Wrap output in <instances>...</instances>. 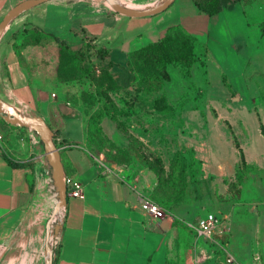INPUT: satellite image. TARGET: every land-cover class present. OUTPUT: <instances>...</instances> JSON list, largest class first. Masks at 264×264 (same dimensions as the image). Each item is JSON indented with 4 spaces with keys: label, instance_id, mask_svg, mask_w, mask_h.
Returning a JSON list of instances; mask_svg holds the SVG:
<instances>
[{
    "label": "rangeland",
    "instance_id": "1",
    "mask_svg": "<svg viewBox=\"0 0 264 264\" xmlns=\"http://www.w3.org/2000/svg\"><path fill=\"white\" fill-rule=\"evenodd\" d=\"M71 1L77 3L78 8L93 7L102 13L115 14L107 0ZM162 1L135 0L130 3L140 8L157 6ZM169 9L173 12V8ZM233 11L228 16L236 27L235 34L238 33L239 39L245 42H240L239 50L249 62L248 70L264 75V36L260 38L264 25V0H238ZM77 32V42L68 49L72 52L83 50L81 61L74 65L64 51L61 69L55 67L56 63L53 66L46 62L49 67H34L33 72L37 70L42 80H52L49 90L55 91L79 111L89 131L88 150L106 167L118 173L126 171L136 175L149 164L157 169L156 158L162 160L168 178L160 187L150 191L149 199L161 208V212L169 208L177 216L174 221L176 264L184 261L187 251H192L194 264H227V255L234 259L232 264H264V137L259 128L264 124L253 116L259 115L255 111L262 107L261 101L252 104L251 99H223L234 90L232 80L216 65L214 57L208 56L205 66L194 69L197 78L193 77L192 81H198V84L193 99L183 100V95L174 100L173 105L169 100L165 105L155 96L142 97L139 94L142 102L136 105L129 100L136 92L159 90L162 86V91L176 92L186 64L191 61V50L197 45L177 31L169 35L157 51L135 50L129 57L128 70L139 82L129 87V84L121 83L119 73H113L100 63L94 49L96 45L92 44L93 40L85 30L78 28ZM199 50L203 55V47ZM164 58L178 61L174 71L170 70L174 84L165 89L163 83L161 85ZM3 88L0 84L1 100L11 102L3 98ZM185 103L191 109L201 111L199 122L190 117L178 119L173 116L174 120L166 124L165 116L152 109L154 105L162 109L166 106V110L168 107L179 109ZM125 109L127 111L123 112ZM247 112L252 113L251 119ZM116 122L128 134L118 128ZM13 129L0 117V144L12 154L30 156L28 162L33 169L47 172L44 151L35 148L38 141L42 145L38 136L30 130H21V127H16L19 131ZM140 136L145 137L144 140H140ZM134 137L144 145L137 144ZM189 137L200 142L199 153L203 160L199 161L194 152L182 149L189 146ZM234 138L245 155L249 166L246 169L240 166ZM46 181L45 188L42 185L33 188L34 197L19 226L9 241L0 247V264L11 260L8 263L12 264L16 259L17 264H47L54 251L63 212L54 213L56 191L49 175ZM254 208L257 213H251ZM208 213L221 218L224 232L221 237L205 239L187 227V223L195 224Z\"/></svg>",
    "mask_w": 264,
    "mask_h": 264
},
{
    "label": "crops",
    "instance_id": "2",
    "mask_svg": "<svg viewBox=\"0 0 264 264\" xmlns=\"http://www.w3.org/2000/svg\"><path fill=\"white\" fill-rule=\"evenodd\" d=\"M24 1L28 0H0V23L11 9ZM235 3L216 15L208 16L197 9L194 0H175L169 7L173 12L168 8L146 18L123 19L116 13H102L93 7L78 8L77 3L71 0H50L21 13L8 23L0 37L3 98L11 100L7 103L20 114L40 117L46 122L57 138L55 143L64 177L81 189L80 197L67 200L52 264H176V228L171 215L161 210L154 214L142 207L151 202L150 191L157 186L155 174L148 168L136 175L126 171L118 173L96 159L88 150L87 125L79 111L55 91L49 90L52 80L39 78V72H33L34 67H49L46 64L49 62L53 66L56 63L55 67L59 68L60 43L63 41L68 47L75 44L79 28L85 30L97 49L109 51L110 70L121 73L128 71L132 52L145 45L159 43L169 28L178 26L196 42L193 50L195 61L190 68H185L176 92L159 90L148 96L163 98L166 103L169 100L172 105L183 95L182 99H193L198 84V81H192L197 72L194 69L199 65L205 66L208 56H212L234 87L233 92L224 95L223 99H251L252 104L261 101L262 107L255 111L259 115L253 116L264 124V75L249 71V62L240 53V42H245L239 39L238 33L235 34L236 27L228 16L234 12ZM261 27L260 38L264 36V25ZM201 47L203 55L199 50ZM171 69L175 66L168 64L169 80L164 83V89L174 84ZM57 81L61 82L59 78ZM57 85L61 87V84ZM252 91L253 95H249ZM247 113L251 119L252 113ZM158 114L165 116L166 124L174 120L173 116L178 119L190 117L197 122L202 116L199 109H191L188 103L179 109L169 107ZM9 126L19 131L16 129L18 126ZM144 138L139 137L140 140ZM189 139V146L182 149L194 152L199 161L203 160L199 153L200 142ZM35 148L44 151L39 141ZM29 158L12 154L0 144V247L9 241L19 226L34 197L33 188L42 185L40 170L29 165ZM9 162L23 166L16 167ZM251 213H257V210L252 209ZM40 232H43L42 226ZM223 234L220 225L217 236ZM185 255L179 264H194L192 251ZM17 261L12 264H17Z\"/></svg>",
    "mask_w": 264,
    "mask_h": 264
},
{
    "label": "water",
    "instance_id": "3",
    "mask_svg": "<svg viewBox=\"0 0 264 264\" xmlns=\"http://www.w3.org/2000/svg\"><path fill=\"white\" fill-rule=\"evenodd\" d=\"M50 0H28L20 3L13 9H11L0 23V37L7 27L8 23L20 15L21 13L28 11L42 3ZM110 8L118 15L125 16L127 18H146L160 14L167 10L175 0H163L157 6L144 10L127 9L118 4L116 0H107ZM236 2L238 0H231ZM0 117L3 120L13 126H18L34 132L40 142L43 145L46 164L49 168V174L52 183L55 187L57 202L54 208V213H60L67 205L66 199V187L63 182L64 174L63 167L60 160L58 148L54 143V132L48 127L46 122L40 117H31L20 114L14 107L7 102L0 99ZM256 212V208L253 209ZM58 234V233H57ZM53 254L49 256L47 264H52Z\"/></svg>",
    "mask_w": 264,
    "mask_h": 264
},
{
    "label": "trees",
    "instance_id": "4",
    "mask_svg": "<svg viewBox=\"0 0 264 264\" xmlns=\"http://www.w3.org/2000/svg\"><path fill=\"white\" fill-rule=\"evenodd\" d=\"M194 3L196 5L197 9L201 13H203L205 15H208V16H213V15H216V14L220 13L224 8H226L229 5H231L232 2H231V0H194ZM177 31H180L181 33H183L186 36V38L188 40H191L193 42V44L196 46V42H195V40L193 38L188 36L180 27L175 26V27H171V28H169L167 30V34L165 35V37L159 43L149 44L147 46L148 48L147 47L141 48V49L137 50V52L138 51L139 52L140 51H144L145 52L148 49L150 51H155V50L157 51L158 48H161V46L164 45V43L168 40L169 35L173 34L174 32H177ZM60 46H61V57H62V52L65 51V53H67V55L69 56V59H72L74 65L78 61H81V59L83 58V50H81L79 52H72V51H70L68 49V46H66V43L63 42V41H61ZM88 46L85 45V47L87 49H88ZM89 48L91 49V46H89ZM194 48L191 50V54H192L191 55V61L188 64H186L185 68H190V66L195 61V58H194V55H193ZM92 49H93V47H92ZM94 49L96 50L97 57L100 58V63H102L105 66H107V69L109 70L112 67V63L108 61V59H109V51L104 49V48H98L97 49V48L94 47ZM133 53L134 52H132L130 56H132ZM162 60L164 62L163 64L161 63L163 68H164V72L161 75V78L163 79V81L161 80V85H162V83L164 85V83L169 80V75H168L167 70H166L167 65L168 64L175 65V63H178V61L174 60V59H171V58H164ZM130 64L131 63L129 62V66H130ZM180 65L183 66L181 63H180ZM59 69H61V64L59 66ZM127 72H128V74L126 73V71L119 73L118 78L120 79L121 83H125L126 85L129 84V87H131L130 85H132V84H138L139 80H136V78H133V76L131 75V72H129V70ZM60 81H61V77H60ZM161 85H160V87H161ZM162 88H163V86H162ZM162 88H160L159 90H161ZM135 89H137V88H135ZM125 90H129V88H127ZM159 90H152V91L150 90L148 92H142V93L136 92L137 94L132 95V97H130L129 100H132V103L138 105V104H140L142 102L141 101L142 99L139 97V94H142V97H144L145 95H149L151 93L158 92ZM157 100H160V101L162 100L165 105L167 104V103H165L166 101L163 98H157ZM152 108L154 109V111L156 110L155 112H157V113H159V111H165L166 110V106H165V108L162 109L159 106L154 105V106H152ZM168 109H169V107H168ZM126 111L127 110L125 109L123 112H126ZM129 112H131V110H129ZM116 125L123 132L127 133L126 129L119 122H116ZM260 132H261V135L264 137V126L262 124H260ZM56 140H57V138L54 135V143L56 142ZM87 142H88V146H89L91 140L89 139L88 127H87ZM135 142L137 144H139V145H144L140 140H138L136 138H135ZM55 145H56V143H55ZM234 145H235V148L239 151L240 166L242 167V169H246V167L248 168L249 166H248V164L246 162L245 155H244V153H243L238 141L235 138H234ZM155 162L159 164V167L157 169L153 168V165H150V164L147 165V168L155 174V176L157 178V187H160L161 184H162V181L166 180L168 178V175H167V173H166V171L164 169L162 160L157 157ZM9 163L11 165H13V166H16V167H22L23 166L22 164H15V163H11V162H9ZM164 212L169 214V215H171V217L174 219V221L177 219V217L171 212V210L169 208L166 209V211L164 210Z\"/></svg>",
    "mask_w": 264,
    "mask_h": 264
},
{
    "label": "built area",
    "instance_id": "5",
    "mask_svg": "<svg viewBox=\"0 0 264 264\" xmlns=\"http://www.w3.org/2000/svg\"><path fill=\"white\" fill-rule=\"evenodd\" d=\"M39 174H40V178H41L42 187L45 188V186L47 184V181H46L47 175L50 176L49 168H48L47 172L44 169L40 170ZM50 181L52 182L51 177H50ZM63 182H64V185L66 187V199L67 200L70 198L80 197V195H81L80 186L76 185L71 179H68L65 177L63 178ZM142 207H143V209H145L151 213H154V214L159 213L161 210L158 205H156L152 202H147ZM62 212H63V217H62V220L60 223L61 225L63 223L65 208L62 209ZM221 223H222V220L219 216L212 214V213H208V214H206L205 217L198 219L195 224H189L188 227L191 230H193L198 236L210 240V239H213L215 236L218 235V230L220 228ZM57 236H58V234H57ZM57 240H58V238H57ZM57 240L55 242L54 249L56 248ZM52 254H53V252H52ZM226 263L232 264V263H234V259L230 255H227L226 256Z\"/></svg>",
    "mask_w": 264,
    "mask_h": 264
},
{
    "label": "bare ground",
    "instance_id": "6",
    "mask_svg": "<svg viewBox=\"0 0 264 264\" xmlns=\"http://www.w3.org/2000/svg\"><path fill=\"white\" fill-rule=\"evenodd\" d=\"M116 2H118V4H120L121 6H123L124 8H127V9L144 10V9H148V8L154 7V5H153V6L140 7V8H138V7L132 6L131 3H128V2H126L124 0H116Z\"/></svg>",
    "mask_w": 264,
    "mask_h": 264
}]
</instances>
